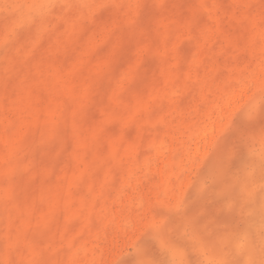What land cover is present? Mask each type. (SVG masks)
I'll return each mask as SVG.
<instances>
[{
  "label": "rangeland",
  "instance_id": "rangeland-1",
  "mask_svg": "<svg viewBox=\"0 0 264 264\" xmlns=\"http://www.w3.org/2000/svg\"><path fill=\"white\" fill-rule=\"evenodd\" d=\"M264 264V0H0V264Z\"/></svg>",
  "mask_w": 264,
  "mask_h": 264
},
{
  "label": "snow or ice",
  "instance_id": "snow-or-ice-1",
  "mask_svg": "<svg viewBox=\"0 0 264 264\" xmlns=\"http://www.w3.org/2000/svg\"><path fill=\"white\" fill-rule=\"evenodd\" d=\"M149 264H151V262H149Z\"/></svg>",
  "mask_w": 264,
  "mask_h": 264
}]
</instances>
